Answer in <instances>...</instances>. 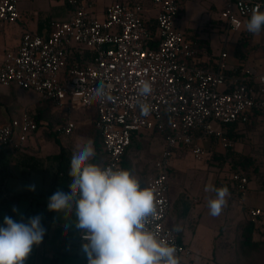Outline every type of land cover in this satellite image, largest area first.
Listing matches in <instances>:
<instances>
[{"label":"built area","instance_id":"2783aa9c","mask_svg":"<svg viewBox=\"0 0 264 264\" xmlns=\"http://www.w3.org/2000/svg\"><path fill=\"white\" fill-rule=\"evenodd\" d=\"M65 1L72 9L66 20L53 21L44 35L23 32L16 49L4 53L0 84L33 90L66 113L94 106L93 124L105 154L101 167L122 168L133 133L161 135L163 148L145 186L155 189L156 196L150 227L175 246L180 260L189 250L166 224L171 159L182 150L196 161L209 160L215 148L225 151L233 145L225 126L249 123L253 116L264 130V71L229 65L224 49L210 67L202 66L197 37L175 26L179 0H150L152 16L138 0L114 1L105 6L102 18L89 13L90 0ZM257 8L264 11V0H226L219 17L226 31L238 32ZM19 18L18 0H0V24ZM84 51L90 55L83 56ZM141 80L153 85V93L145 98L152 106L149 117L140 115L136 103ZM100 82L109 86L111 100L92 99ZM74 127L67 119L57 130L68 135ZM36 128L25 109L16 117L0 119V147L19 149ZM229 179L244 197L248 177L234 168ZM247 214L256 224L264 211L253 207ZM79 239L86 243L82 233Z\"/></svg>","mask_w":264,"mask_h":264},{"label":"crops","instance_id":"0c3cea01","mask_svg":"<svg viewBox=\"0 0 264 264\" xmlns=\"http://www.w3.org/2000/svg\"><path fill=\"white\" fill-rule=\"evenodd\" d=\"M114 1L131 2L132 0H110L108 2L90 0L88 11L92 16L102 18L105 6ZM138 1L144 4L146 14L152 16L155 13V8L150 0ZM205 1L206 8L212 14L217 12V15L214 16H217V20L211 21V26L212 29L215 28L219 31L220 36L219 42H217L216 34H212L209 42H206L207 38H203L204 42H200L198 47L200 64L210 67L212 60L217 57L219 51L224 49L228 54L229 65L249 66L258 71H264V30L258 35H254L246 30L245 25L238 32L226 31L224 22L219 17V11L224 7L226 0ZM179 2L181 9L175 23L176 28L202 39L195 33L189 32V23L185 16V4L182 0ZM18 9L20 18L17 22L0 24V63L6 51L16 49L23 32L47 34L51 30L53 21L66 20L72 10L65 0H28L27 4L23 0H18ZM243 32L249 33L251 37L250 50L245 60L241 61L234 56L233 48ZM23 90L27 89L0 84L1 120L16 117L24 109L29 112L33 119L35 115L42 117L34 133L27 137L19 149L11 150L0 147V226L3 225L5 216L16 221L23 218L27 222L29 217L40 215L45 235L39 245L33 246L24 264H88L87 256L82 250V243L79 239L81 232L75 228L74 213L66 216L63 212L49 211L47 203L51 195L57 190L70 191L68 185L71 182V177H69L68 171L71 155L76 145L81 141L91 140L93 142L94 133L91 132V128L96 118V109L94 106L84 107L90 109L87 111V117L82 120H77L71 116L73 111L80 108L66 113L56 110L53 106V111L43 112L44 109L37 106L36 102L43 99L38 95L36 100L29 101L27 98L30 94H25ZM64 119H71L75 123L71 134L66 135L58 131L57 128L60 124L56 125L55 130L58 132L54 129L48 132L40 131V127L44 130L47 129L49 121L56 124ZM241 125L243 124L239 123V126ZM94 132L96 134L97 130L94 129ZM143 134L145 133H133V136L137 140ZM234 144L235 142H233V147ZM61 148L63 149L62 154ZM214 151L216 155L224 156L225 151L222 149L217 147ZM171 166L173 167L172 159ZM60 171H63V175L58 174ZM32 185H34V190L29 187ZM248 192L240 198V201H237L239 206L242 204L243 209L246 206L257 207V205L249 202ZM13 207L18 211L14 212ZM169 215L166 224L171 227ZM263 216L258 219L256 224L243 220L230 221L223 230L213 231L209 236V243L213 245L214 242L219 245L209 248L207 252H200L204 244L198 235H195L196 232H191V235H188L184 232L185 226L175 222V225L178 224L182 228L181 231L176 232L178 239L189 250L187 255L180 258V264H264V229L262 228L264 222L260 221ZM247 222H251L253 225L251 238L254 244L249 247L244 246L241 241L242 228ZM171 228L173 229V227Z\"/></svg>","mask_w":264,"mask_h":264},{"label":"clouds","instance_id":"9594fccd","mask_svg":"<svg viewBox=\"0 0 264 264\" xmlns=\"http://www.w3.org/2000/svg\"><path fill=\"white\" fill-rule=\"evenodd\" d=\"M246 30L254 35L264 30V11L253 10ZM108 88L100 82L92 99L111 100ZM152 93V83L141 80L136 103L143 117L151 115L152 106L145 98ZM95 156L91 140L76 145L68 171L70 191L57 190L47 203L49 211L66 216L74 213L75 228L86 241L82 250L88 264H180L175 246L150 227L151 217L157 212L155 189L141 187L140 180L128 169L93 163ZM29 187L34 190V185ZM205 191L214 193L207 207L212 217H218L227 206L229 189L207 186ZM13 211L18 210L13 207ZM172 230L179 232L182 228L177 224ZM44 235L40 215L29 217L27 222L5 216L0 226V264H24Z\"/></svg>","mask_w":264,"mask_h":264},{"label":"rangeland","instance_id":"374dc122","mask_svg":"<svg viewBox=\"0 0 264 264\" xmlns=\"http://www.w3.org/2000/svg\"><path fill=\"white\" fill-rule=\"evenodd\" d=\"M23 1L27 4L28 0ZM99 1L108 2L110 0ZM182 1L185 4V16L186 21L189 23V32L195 33L202 39L207 38L206 42H209L212 34H216L217 42H219L220 33L215 28L213 30L211 26V21L217 20V16L214 17L217 12L212 14L206 8L205 0ZM23 92L30 94L27 98L29 101L38 98V94L33 92V90L27 89L23 90ZM36 102L37 106H41L44 110H54L53 105L46 100H37ZM88 109L90 108H80L73 111L71 116L77 120H82L87 117ZM64 120L56 124H52L49 121L47 129L44 130L40 127V131L48 132L52 129L57 131L55 130L57 128L56 125H63L67 121L66 119ZM94 129V124H92L91 132L95 135ZM238 132L239 136L235 141L234 149L249 155L253 159V164L256 168L254 172H250V189L247 194L250 198L249 202L264 211V130L257 122L239 126ZM84 143V141H81L78 144L83 145ZM163 144L161 135L145 133L142 137L134 140L127 149L126 159L130 165V172L140 180L142 187L146 186L155 172L153 163L158 158ZM172 164L173 167L168 177L171 200L169 224L171 227L175 226V222L184 225V232L188 235H191V232H196L195 235H198L204 244L200 252H207L209 248L219 245L214 242L212 243L213 245L209 243V236L213 231L223 230L230 221H250L247 214L250 206H246L243 209L241 207L242 204L240 206L237 204V201H240V196L230 182L226 164L220 167L209 160L196 161L190 153L182 150L176 151L172 157ZM207 186H215L217 188L227 186L229 189L230 196L227 206L218 217H212L209 214L207 201L214 196V193L206 192L205 188ZM260 221L264 222V216ZM262 228L264 229V223Z\"/></svg>","mask_w":264,"mask_h":264},{"label":"trees","instance_id":"16d2710c","mask_svg":"<svg viewBox=\"0 0 264 264\" xmlns=\"http://www.w3.org/2000/svg\"><path fill=\"white\" fill-rule=\"evenodd\" d=\"M250 37H251V35L249 33L243 32V33H241V35L239 36V38L237 39V41L234 44L233 54L237 59H239L241 61L245 60V58H246V56L250 50ZM202 41L204 42L203 39L197 38V46L198 47L200 45V42H202ZM76 55H78V54H76ZM82 55L85 57H88L90 55V53H89V51H84ZM48 103H50V102H48ZM45 111H47V110H43V112H45ZM41 119H42L41 116L35 115L34 121L36 122L37 126H39ZM250 123H253V124L257 123L254 116L251 118L249 123H242V124L246 125V124H250ZM238 126H239V123H233V124H229V125L225 126L226 135L232 141V143L235 142L239 136ZM134 137L135 136H133V134H132L130 145H132V143L134 142V140H135ZM93 144L95 147L96 156L92 162L101 165L105 161V154L102 150L101 139L98 135V132H96V134L94 135ZM128 147H127V149H128ZM127 149L125 150L123 158H122V168L130 170V165L128 164L127 159H126ZM62 153H63V149L61 148V154ZM101 158H103V159H101ZM212 160H214V161H212ZM209 161L215 163L217 166H220V167L223 166V164L224 165L227 164V166H228L227 172L228 173L231 169L238 168L248 177L249 181H250V172L252 173L256 169L254 164H253L254 163L253 159L247 154H243V153L236 151L234 149L233 145L225 150L224 156L216 155L215 152L212 153L211 157L209 158ZM171 170H172V166L169 168V173L171 172ZM216 183H217V181H216ZM252 230H253V225L251 222H247L243 226L242 233H241V241H242L244 246L249 247V246H252L254 244V242L252 241V238H251L252 237Z\"/></svg>","mask_w":264,"mask_h":264}]
</instances>
